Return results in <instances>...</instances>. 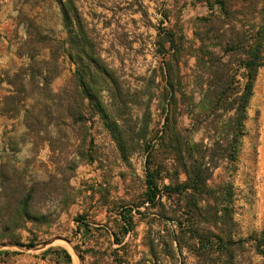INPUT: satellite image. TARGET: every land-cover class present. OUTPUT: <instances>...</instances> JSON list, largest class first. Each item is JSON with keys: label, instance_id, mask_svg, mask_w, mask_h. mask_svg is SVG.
<instances>
[{"label": "rangeland", "instance_id": "rangeland-1", "mask_svg": "<svg viewBox=\"0 0 264 264\" xmlns=\"http://www.w3.org/2000/svg\"><path fill=\"white\" fill-rule=\"evenodd\" d=\"M75 5L92 45L89 53L109 74L87 75L88 85L130 144L122 155L89 101L82 104L74 74L80 67L89 74L83 69L88 58L71 45L59 4L0 0V251L8 253L0 255V264H63L59 249L70 253L71 264H116L115 255L135 264L145 256L148 223L133 212L135 231L123 237L120 214L136 211L142 202L148 150L155 165H170L161 145V94L162 68L171 58L172 44L163 38L169 34L179 42L184 37L182 72L192 75L195 60L187 54L196 21L210 14V7L218 10L215 0H75ZM49 47L56 51L53 57ZM32 50L38 60L52 57L58 65L51 93H33L26 103L46 116L45 129L39 132L27 130L23 112L15 117L1 114V103L12 90L6 74L25 67L29 58L24 54ZM72 111L75 118L69 116ZM182 124L190 128L189 119ZM202 135L195 134L194 141ZM224 177L234 186L238 224L237 244L227 257L235 264H264V68L248 108L236 171L218 170L215 183ZM26 200L31 218L24 222L17 203ZM139 210L147 221H158V210ZM14 240L34 246H14ZM48 249L57 252L44 255ZM183 256L177 263H197L186 249ZM162 264L175 261L164 258Z\"/></svg>", "mask_w": 264, "mask_h": 264}, {"label": "trees", "instance_id": "trees-1", "mask_svg": "<svg viewBox=\"0 0 264 264\" xmlns=\"http://www.w3.org/2000/svg\"><path fill=\"white\" fill-rule=\"evenodd\" d=\"M55 1L59 4L71 45L88 58L83 69L89 74L83 73L81 67L74 74L82 104L89 101L95 116L100 117L125 155L130 139L122 126L112 120L107 106L86 79L87 75L92 78L91 74L95 73L109 77L108 71L89 53L92 45L75 0ZM215 5L218 10L210 7V14L197 19L193 39L189 42L187 56L195 60L192 75L185 76L182 72L184 37H180L179 42L169 34L163 38L172 44L171 58L162 68L165 86L161 94L164 119L161 145L168 152L166 161L169 160L170 167L167 163L155 165L148 150L142 202L135 207L136 211L129 209L120 214L123 237L135 231L133 212L149 225L144 239L147 251L135 264H162L164 258L180 264L177 257L183 256L184 249L196 259V264H235L227 257L237 244L234 240L238 233L234 186L230 177L221 178L220 183L215 181L220 169L225 173L236 171L246 135L248 108L259 71L264 68V0H215ZM49 48L53 57L56 51ZM24 55L28 56L29 63L13 74H6L5 82L12 90L1 103V114L15 117L23 112L27 130L39 132L45 129L46 116L37 114L38 107L31 110L26 103L33 93H51L50 85L58 73V65L52 64V57L47 61L38 60L33 50ZM41 105L50 111L46 103ZM69 116L75 118L77 115L72 111ZM185 118L189 119L190 128L183 127ZM200 132L203 133L201 140L194 141L195 134ZM142 207L146 211L158 210V221H147L139 210ZM17 208L19 220L27 222L31 218L27 213V200L18 202ZM164 223L166 226H162ZM167 223L172 228H168ZM156 225L162 226L161 229L156 230ZM112 235L115 243L121 246L117 234ZM10 244L34 246V243L23 245L17 240ZM74 248L83 261L78 247ZM58 251L63 256V264L72 263L67 250ZM55 252L48 249L44 255ZM3 254L8 253L0 251V255ZM114 258L116 264H132L117 260V255Z\"/></svg>", "mask_w": 264, "mask_h": 264}, {"label": "crops", "instance_id": "crops-1", "mask_svg": "<svg viewBox=\"0 0 264 264\" xmlns=\"http://www.w3.org/2000/svg\"><path fill=\"white\" fill-rule=\"evenodd\" d=\"M2 96L0 95V100H1Z\"/></svg>", "mask_w": 264, "mask_h": 264}, {"label": "water", "instance_id": "water-1", "mask_svg": "<svg viewBox=\"0 0 264 264\" xmlns=\"http://www.w3.org/2000/svg\"><path fill=\"white\" fill-rule=\"evenodd\" d=\"M45 245H47V244H45Z\"/></svg>", "mask_w": 264, "mask_h": 264}]
</instances>
